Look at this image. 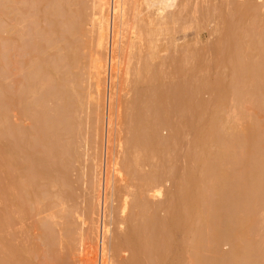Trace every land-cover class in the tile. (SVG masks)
<instances>
[{
  "label": "rangeland",
  "instance_id": "obj_1",
  "mask_svg": "<svg viewBox=\"0 0 264 264\" xmlns=\"http://www.w3.org/2000/svg\"><path fill=\"white\" fill-rule=\"evenodd\" d=\"M49 1L50 0H0V86L2 88H0V92H2L0 93V100L3 99L0 101V109H9L6 111V113L8 112L7 114H1L3 111L0 110V116L2 115L0 118V264H101V251L98 245L100 243H98L96 235L90 231L92 219L89 212V197L90 188L94 185V181L96 180L93 179L95 177L98 178L101 171L103 177L104 169V167H102V170L99 167L96 168L93 160V156L95 155H92L95 153V150L99 153L102 151V147H105L106 137V131L104 130L102 122L98 124L94 117L96 118L99 108L104 110V107L101 108L99 106H104V102H107V96L110 94V102H112L111 106L114 110L113 118L115 123L109 129L108 144L113 150L114 159L118 160V157H120L118 161H122V157L129 154L128 159L131 161L128 160L130 163L129 171L124 167L125 164L121 162L120 164L123 165L127 172L121 165H118V173H116V175L113 173L109 174L112 181L109 186H111L113 197L109 210L111 212L108 214L106 222L108 221L110 226L112 225V232L109 239H107L108 242L106 244L107 247L105 248L104 257L107 260H111L113 264H136L138 263L137 261H139L140 264H151V262L152 264H174L173 262L175 260L172 261V263L170 261L173 255L171 254L172 251L164 254L161 253L160 256L158 255L160 254L158 251L160 247H162V244H160L161 241L158 239L159 237H153L151 231L154 227L156 231L160 227L158 225L154 226L152 223L153 225H151V227H153L149 230L150 222L153 221L154 218V221L167 220L168 217V219H171L169 221L177 219L175 218L177 217V212L173 211L175 208H172V206H176L174 201L177 198L179 199V197L177 196V198H175L176 196H173L175 195L174 191H176L177 194L178 191L183 194L181 196L179 192L181 200L179 199L180 202L177 201L178 199L176 200L178 204L183 203L184 200L188 202L189 198L192 199L191 196H199L198 193V196L196 193H193L194 189L197 188H194V182H200L198 179L201 177L200 174H203L201 171L204 172V169L202 168L203 170H201V166H198V164L202 165V163L194 161V159L188 157V155L189 153H195L194 150L203 146L200 147L197 145L199 147L195 148L193 143H200L201 138V140H206L204 137L207 135L209 136L211 130L212 132L215 130L213 133L210 132L211 134L215 133V138H212L214 140L219 136L221 139H223V137L226 139L228 137L230 138L228 134L232 135L230 131L233 132V129H230V127H232L234 123L235 130L238 129V131L239 129L244 131L252 120L253 123L254 120H256L255 122L258 120L262 126L264 125V110H258L257 108L260 107V104L257 105L259 102L251 103L247 101L241 104L235 99V88L233 89L235 83L231 72L233 53L232 50L230 51L231 47L225 42L226 40L224 41L226 36L228 38L227 33H229V27H231L227 26V21L230 23V21H233L231 19L237 20L235 17H239L240 15L243 17L244 14L243 18L245 19H241L244 20V23H241V21L240 23L245 25L248 23L250 26L251 21L253 22V19L256 17L255 14H258L259 20L261 23H264V6H261L262 3H260V0H178V2L172 4L173 6L171 5V8L169 7L170 9H166L168 10L167 12L164 10L162 14H159L162 11L155 13L156 10H153L154 6L152 8L146 6V4L144 5L140 2L142 0L139 1L140 3H136L138 1L132 2L135 0H127V5L135 8L134 11L133 8L127 7L126 11L128 12V16L126 20L129 22L126 23L127 25L124 24V31L126 32V29H128V32H126L127 34L124 32L125 35H123L124 40L126 39L124 42L122 40L123 49L126 48V51L129 49V54L126 53L125 50L122 52V49H119L122 48L121 42V47H115L116 51L120 50L115 53V55L120 56L121 53L119 52H122L123 55L121 56H123L126 61L124 62L123 60L125 59L121 56L123 60L118 59L120 57L116 59L120 60L118 62L123 64L120 63L122 67L126 66L128 70L124 68L127 70L126 75L124 74L126 78L121 80L120 78L123 77H118L119 79L117 80L119 81L114 83L115 85L113 84V87L109 90L108 86H106V82H103L102 86L98 87L93 75L95 70L92 69V66L97 56V48L94 43L97 33L93 32L92 24L90 25V21L95 12L93 8L94 0L79 1L84 7V12H86L84 15L88 16V18H85L87 19L86 24L84 21L85 16L80 12L83 17H78H81L84 21L82 24L85 23L86 25L83 24L82 28L84 29H82L83 32L81 31L82 34H77L75 37V42H78L80 39L82 41V44L80 43L81 41L77 43H80L78 46H81L77 47V50L80 49V51L77 52L79 54L78 59L80 60H78L77 64L74 66V71L72 70L75 75L74 77H76V75L79 77H76V80L79 79V83L75 81L77 82L75 84L77 88L76 91H78L75 92L76 95L74 96L75 100L78 101L79 99V101L76 102L77 105L75 104L74 113L69 112V115L71 114L73 117H67L65 115V117L71 118L68 121V130H66V134H64L65 138H60L61 141L58 143L56 142L57 145L55 144L56 140L52 139L53 134L50 133L49 136L50 139L53 140L54 147L51 146L50 143V147H48L47 141L50 139L47 138L45 141L41 139L40 135L41 132L46 130L47 126L43 123L42 126L41 123L38 124L37 120L35 121L37 112H39L36 110H38L39 107L35 108L34 106L36 109V114L33 116L34 119L31 117L33 114H22L24 111L21 110V107L23 108V106L26 105L28 102L27 100L30 99L31 101L33 95L31 94L28 99L26 98L27 100L25 99V103L24 100H22L23 97H20L21 91L19 90L26 86H23V83H25L24 76L27 81L29 75L27 73H29L30 68L32 69L31 65L34 64L33 61L35 62L41 57L47 58V56L52 59V55L56 54L60 49L47 48L46 52L44 50L41 51V47L44 49V42H48V40L43 42L42 40L44 38L40 40V37H55V34L59 33V31H57L55 34L53 32L54 35L48 34V30L54 28L50 25V21H53V18L50 17L48 12L47 14L49 17L46 15ZM76 3L78 5H76ZM130 4H136V6ZM81 5L78 3V0H76L71 7L78 9V6ZM257 6L258 8L261 6L258 11ZM147 7L150 9L148 10ZM21 8L28 11L27 16L25 15L26 17L23 16ZM86 9L87 11H85ZM130 9L133 10L134 14L132 11H129ZM71 11L75 13L74 10ZM73 15L76 17L74 19H77L79 24L82 19L80 18L81 20H79L75 14ZM22 16L23 19L21 18ZM133 16L136 18L132 19ZM260 17L262 18L260 19ZM238 23L236 22V24ZM240 23L239 26H241ZM44 29L48 32L46 35H44ZM94 29L97 30L95 27ZM129 33L131 36H129ZM23 34L25 35L22 37ZM78 36H81V38L79 39ZM245 40H247V38ZM41 42H43V44H41ZM224 42L227 44L225 47H223ZM22 43L26 45V48L22 46ZM39 44L41 47H38ZM20 46H22L23 50ZM61 46L65 47L66 44L61 42L60 47ZM250 50H254V53L251 51V56L257 53L255 49ZM257 55L258 54L253 55L255 59H257ZM230 58H232V61ZM151 68L153 71H151L152 73H150ZM124 69L121 70L124 71ZM128 71L130 72L129 75H127ZM122 73L123 72H121L119 76H123ZM55 75H57V73ZM57 77L58 75L56 78L54 77L55 80L58 79ZM104 78L106 79V76H104ZM5 89L7 90L4 91ZM15 94L20 97V101L16 99L17 103L14 102L13 104L12 99L17 98ZM263 97H260V100L262 99L263 101ZM255 98L256 100L254 101H257L258 98ZM10 99L12 101L11 105H9ZM21 100L22 103L24 102V105L21 103L22 106L20 105ZM98 103H100V105ZM2 104L4 105L2 106ZM48 104L54 107V102ZM97 104L99 106H97ZM95 106H97L96 116H94V110H96ZM241 112L242 114L244 112V116ZM5 114L7 116H5ZM50 114L53 116L52 112ZM3 117L5 118L3 119ZM249 117H252V119L250 118L251 121ZM100 119L102 118L100 117ZM166 122L173 126V130L170 128L167 129V127L164 126L167 124ZM212 124L215 127H213V129L211 128ZM44 126H46V128ZM155 127H157V129ZM209 128L211 130H209ZM12 129L17 132H14ZM11 130L15 133L13 134L16 138L13 137L12 134L10 135V133H12ZM153 130H155L154 132L157 130L156 133L159 136L157 134L155 135ZM218 131L221 135L217 134ZM23 132H26L25 140L29 142L28 145H26L27 147H25L28 149L26 150L23 148L24 151L22 150L21 144H19V146L17 144V147L15 144V140H20L22 138L20 134ZM224 132H226L228 137ZM201 133L205 135L207 133V135L204 136V134ZM239 133L243 134L240 131ZM155 136L156 138L160 137L158 140H167L169 138V148H164L162 144L157 142ZM151 138L152 140H150ZM64 145L67 147L64 148ZM193 146L195 148H193L194 150L192 149ZM58 147L63 148V151L60 148L58 149ZM216 149L217 147H213L214 151ZM196 151L198 152L200 150ZM56 153L57 155H55ZM261 153L264 154V151L260 152V154ZM61 154L64 155L62 156ZM260 154L258 153L256 156H261ZM24 160L25 164L28 166L26 167L29 172H25V170H23L24 167L22 168ZM136 161L139 164L135 163ZM131 163H134L136 167H133L134 165L132 166ZM138 165L139 167L141 165V169H138ZM131 166L133 168H131ZM134 168L138 171L137 172L135 169L134 172L137 173V176L140 172L141 174L145 172L142 175L139 174L140 177L155 169L159 171L158 168H160V171H162L161 174L164 175L161 178L162 185L164 186H162L163 195L153 199H149L151 197L148 198L150 202L149 206L152 205L150 206L151 209L149 208L151 212L148 210V215L145 209L143 210V207L139 206L137 207L140 214L139 218L136 207H130L129 211L126 213L123 212L124 217H122V211H120L122 210V200L127 198L131 202H129V200L127 201L132 204V202H135L134 200L138 198V196H135V193L138 195L137 192H141L140 189L143 187V183L141 182L143 180L140 181L139 176L137 178L134 173H132ZM198 171H200V174ZM24 172L27 174L30 173L28 175V178H30L29 181L25 182V179H20L22 175H25ZM192 172L195 179L198 177L197 181H193L195 179L192 178V175L190 176ZM189 177L191 180L189 179L188 181L187 178ZM205 181H207L206 177L203 182ZM29 182H31V185ZM180 183L183 184L182 188ZM184 184L186 186H184ZM199 185H201V183L198 184L197 190L200 188ZM178 186L182 191L187 187L188 191H191L193 195L191 194L190 197H188L187 189L182 192ZM208 188L206 189L208 190ZM206 189L204 190L206 193L205 195L209 192V190L207 192ZM172 193L173 195H170ZM213 193L211 192V194ZM210 195L206 197L212 198ZM196 197L193 199L195 200ZM168 200L172 202L170 203ZM196 200L200 201V199ZM172 203L173 205L171 206ZM166 204L168 205L167 207ZM178 204L176 206L177 209L179 206L181 208L182 205ZM158 205L160 207L157 208L156 206ZM167 208L170 209L167 210ZM171 208L173 209L172 213H170ZM179 209L177 211H179ZM134 212H137V215ZM167 212L171 216H169ZM257 212L260 216L258 213L255 214L252 227L254 243L259 245L264 242V206L260 210H257ZM174 213L175 217H172ZM134 215H136V217ZM150 215H152L151 221ZM177 215H179V213ZM202 215L201 216L204 217L205 213ZM132 216L137 221L133 220ZM179 217L181 218L180 215L178 218ZM140 219L141 222H139ZM120 221L124 223L119 224ZM126 222L128 223L126 224ZM142 223L144 226L147 225V232H145ZM119 226L122 228L120 229ZM132 227L134 230L131 229L130 232V228ZM205 227L207 230L210 229L207 225ZM208 231H205L206 234H208ZM129 232L131 234L134 232H137L139 235L141 234L142 236H137L139 242L144 245L145 239H150L148 244L151 245L152 248L154 245H157V247L155 246L152 250L149 246L148 249L151 250H148L146 248V241L143 252L141 247V249L138 248L141 250V252L138 250L140 257L137 256L136 259H134V254L131 252L132 249H129V246L126 245V241H124L125 244L122 242V244H124L123 246L120 245L117 247L118 249L116 248V246H118L116 242L121 244L119 241L120 238L121 240H127V242L131 240L130 238H132V236L133 238L134 236L137 238L135 234L130 237ZM143 232L145 235H148L145 236ZM151 240L154 241V244L150 243L152 242ZM220 247L224 253H227V251L230 252L231 248L229 244L225 245L222 243L219 249ZM146 250L148 251L146 252ZM221 250L220 252L222 253ZM152 251L155 253L157 252V258L152 257L150 259L148 254ZM145 252L148 253V258ZM153 252L150 256H155L152 255L154 254ZM136 253L137 251L135 255H137ZM190 253L192 254V252ZM143 254H145V258L142 256ZM191 254L187 253L189 258H187V255H184L187 256L185 258L188 259V262ZM194 255L192 254V256ZM192 256L191 259L193 260L194 257L192 258ZM160 257L162 260H160ZM165 257L166 259H164ZM223 257L224 256H221L219 258L223 259ZM226 257L231 260V257L225 256V258ZM179 258H181L182 261L178 260ZM183 258V256L176 258L177 261L180 262L177 263V261H175V264H181L182 262V264H189L193 262L191 260L187 263L186 259ZM157 259L160 260V262H158ZM229 262L227 261V263Z\"/></svg>",
  "mask_w": 264,
  "mask_h": 264
},
{
  "label": "bare ground",
  "instance_id": "obj_2",
  "mask_svg": "<svg viewBox=\"0 0 264 264\" xmlns=\"http://www.w3.org/2000/svg\"><path fill=\"white\" fill-rule=\"evenodd\" d=\"M79 1L82 2V0H78V3L81 5V3ZM136 1H138V2H136ZM139 1L140 0H135L132 2H136V3L141 2L144 5L146 4V6H148V7L150 6L151 8L154 6L153 10L155 9L157 11V12L155 11V13H159V11H162L159 14H162L164 10L167 12L168 10H166V9H170L171 5L173 3L178 2V0H142L144 2H142V1L139 2ZM74 2H76V0H50L49 1L48 7L46 9V15L48 17L50 15V17L53 18L54 22L50 18V20L52 21V23L50 21V25H51V27L53 26L54 28H52V30H48L49 33L46 32L47 31L46 29H44L45 32H44V30H43V32L45 33L44 35H46V33H48L49 35H51V34L54 35L55 33H57V31H59V33L55 34L56 35L55 37H52V36H49V38H48V36L47 37H43V36L40 37V40H42V38H44L42 40L43 42L45 40H48V42L46 41V42H44V44H43V42H41V44H43V46L45 45L44 49H43V47H41L40 44H39V46L38 45H36V46L41 47L42 48L41 51L44 50L45 52L47 51V48H50V49L60 48L58 50V52L59 51H61V52H59V53L57 52L56 54L52 55V57H53L52 59H50V57L48 58V56H47V58L41 57V58L37 59L35 62L33 61L34 64L31 65L32 69L30 68L29 73H27V74H29L27 81H26V77L24 76V78H25L24 82L25 83H23V86L24 85H26V86L22 87V89L19 90V91H21L20 93L22 96L20 95V93H19V95L21 98L23 97L22 100H24V102H25V99L26 98L28 99L31 94L33 95V97H31L32 102L30 101V99L29 100L26 99L28 101L27 103L25 102L26 105H24L23 104L24 102L22 103V100H21L20 105L22 103L25 106V107L23 106V108L21 107V110L24 111V112H22V114H24V115H27L26 113H28V114L30 113L31 115L33 114L31 117L34 119L33 116H35V114H36L35 112L39 111V112H37V116L35 117L36 118L35 121L37 120L38 124L43 123V124H46V126H47V128H46V126H44L46 128V130L44 129L45 131L41 132V134H40L41 139H44L45 141L47 140V138L50 139L49 135L51 133V134H53L52 139L56 140L55 144H57L58 142L61 141L60 138H63V137L65 138L64 134H66L65 131L68 130V124H69L68 121L71 119V118H67V117L68 116L73 117V115H71V114H70L71 116L69 115V112L74 113L75 104H76V102L79 101V99H78V101L75 100V97H74L76 95L75 92L78 91V90L76 91L77 88H76L75 84L77 82L79 83V79L76 80L77 75H76V77H74L75 75L73 74L74 73L73 71L75 68L74 66L77 64L78 60H80V59H78L79 54L77 53L78 51H80V49L77 50V47H81L78 45L80 43L82 44V41L80 39L81 36L80 37L78 36V38L80 39L79 41H81V42L79 44H77L79 41L75 42V37L77 36V34L79 35L81 33V31L83 32L82 29H84V28H82V27H83V24L84 25L87 24V22H86L87 19H85V18L86 17L88 18V16L84 15V13H86V12H84V10H83V8H84L83 5L78 6V9L80 7L82 8V9L81 8L79 9V11H78L79 13L77 12L78 9H76V8H75L76 9V11H75L74 7H71L72 4L74 5ZM260 3H262L261 6H264V0H260ZM127 4H128L127 0H94L93 8H94L95 12L93 14L92 20L90 21L91 22L90 25L92 24V27H93L92 30H94L93 32L97 33V36H96L95 41H94V43L96 44V48H97V52H96L97 56L94 60V64L92 66V69L95 70L93 75H94V78L96 80V84L98 87L102 86L103 82H106V86H108L109 90H111V88L113 87V84L116 83L117 81H119V80H117V79H119L118 77H123V78H120L121 80L126 78L124 76L126 75L128 68H126V66L122 67L123 64L121 62H118V61H120L121 59L123 60L124 57L121 55H123L122 54L123 50L126 51L125 47H124L125 49H123V42L126 41V39L124 40L123 35H125V33L128 32L127 31L128 29H126V32L124 31V29H125L124 26L127 25L126 24L127 22H129L126 20V18L128 16L127 15L128 12L126 10H127V7L131 8V9L133 8L132 6L130 7ZM76 5H78V4L76 3ZM130 5L136 6V4H130ZM174 5H176V4H174ZM148 7H147V9H148ZM155 7H157V8H155ZM71 8H73V9H71ZM259 8L257 6V11ZM87 9L85 11H87ZM131 9L129 11H132V12H133V10L135 11V8H133V10H131ZM21 10L20 11L22 12L23 16H25V15L27 16L28 11H25L24 8L23 9L21 8ZM71 10H74L75 13ZM20 11H19V13H20ZM240 11L241 10L239 9V12ZM47 12L49 15L47 14ZM80 12L83 13V15L85 16L84 21L86 24L85 23L82 24V22H84L83 19L81 18V17H83V15L81 16ZM244 12H245V10H244ZM22 14H20V15H22ZM73 14H75V16H77V18L79 20L82 19L81 22H79V24H78V20L74 19L76 17H74ZM78 14H80V15H78ZM133 14H134V12H133ZM23 16L21 17L22 19H23ZM78 16H81L80 17L81 19ZM134 16L132 17V19L136 18ZM235 16H236V14H235ZM255 16L256 17L253 19V22L251 21L250 26L248 23L246 24L247 26L245 24H241L244 21L241 19H245V18H243L244 14H243V17H242V15H240L239 17L238 16L235 17V18H237V20L231 19V20H233V21H230L231 24L229 23V21H227V26L228 27L231 26V27H229L230 30H229V33H227L228 38L226 36L225 37L226 39H224V41L226 40L225 42H227L229 47H231V49L230 48L229 49H230V51L232 50V53H233L232 54L233 61H232V58H230V59L232 61L231 72H232V75H233L232 77H233V80L235 83L233 86V89L235 88L234 95H235L236 101L238 103H241V104L244 102H247V101H249L251 103L252 102L253 103L259 102V103H257V105L260 104L259 105L260 107H257L258 110H264V99H263V101H262V99L260 100V97L264 96L263 95L264 94V23H261V21L259 20L258 14H255ZM261 18L262 17H260V19ZM234 21H235V23H234ZM240 21H241V23H240ZM236 22L237 23L239 22L241 26H239V23L236 24ZM244 26H245V28H244ZM94 27L97 28V30L94 29ZM53 32H54V34H53ZM24 35L25 34H23L22 37ZM42 35H43V33H42ZM129 36H131V34ZM129 36H127V37H129ZM245 37L247 38V40H245L246 39ZM122 40H123V42H122ZM61 42L65 43L66 46L60 47ZM121 42H122V45H121ZM225 42H224V46L222 45L223 47H225V45H227ZM47 43H48V46H47ZM120 45L122 46V48H119V49L120 50L122 49L121 50L122 52H119V53H121L120 56L123 58H121L119 55H115V53L120 51V50L116 51L115 47L117 48ZM22 46L23 47L25 46V48H26V45L25 44L23 45V43H22ZM22 46H20V47L22 48ZM127 46H128V44H127ZM128 48H129V46H128ZM250 49H255V52H257V53H255L253 55L258 54L256 56L257 59H255L253 55L251 56L252 52L254 53V50L252 51ZM22 50H23V48H22ZM249 50H250V52H249ZM76 53H77V55H76ZM126 53L129 54V49L126 51ZM117 57H120V58H118L120 60L116 59ZM11 59H12V57H11ZM123 61L125 62L126 59ZM150 67H152V66H150ZM124 68H126L127 70ZM121 69L122 70L124 69V71H122ZM151 71H152V68L150 69V73L153 72V71L152 72ZM121 72H123L122 73L123 76H119V74ZM56 73L58 75L57 80H55V78L57 76V75H55ZM129 73L130 72L128 71L127 75H129ZM107 75H108V77H107ZM104 76H106V79L104 78ZM77 78H79V77H77ZM75 81H77V82H75ZM118 85H119V82H118ZM0 88H1V86H0ZM115 88H117V87H115ZM6 90L7 89H5L4 91H6ZM0 93H2V92H0ZM5 93H7V92H5ZM16 93H18V92H16ZM261 95H263V96H261ZM16 96H17V98L12 99L13 104H14V102L17 103L16 99H18L20 101V97H18V95H16ZM110 96H111V94L107 96V102L105 101L106 103L104 101H102V102H104V106H99L100 103H98L99 105L97 104V106H99L101 108L104 107V110L103 109L101 110L99 108V110L97 112V109H96L97 106H95L96 110H94L95 111L94 116H96V112H97V116H96V118L94 117V119L97 121L98 124H99V122H102V125L104 126V130L106 131V133H105L106 137H105V147H102V151H101L102 154H101V152L99 153L96 150H95V153L92 154V155H95V156H93V160H94V163L96 165V168L99 167L102 170V167H104V169H103V177L101 175V173H102V171H101L99 174V177L98 178L95 177L93 179V180H95V179L96 180L94 181V185L91 186L92 189L90 188V197H89V212H90V216L92 219L90 231H92V233L96 235V237L98 239V243H100L98 245L100 246V251H101V264H113V262L111 260H107L104 257L105 256L104 255L105 254V248L107 247L106 244L108 242L107 239H109V236L112 232V225L110 226V223H108V221L106 222V220H107L106 218H107L108 214L111 212L109 210H110V203L112 202V197H113V195L111 193V186H109V185H111L110 182H112L111 178L109 177V174L113 173L116 175V173H118V167L117 166L121 165L120 164L121 162L123 164H125L124 167H126L129 171V168H130L129 164L130 163L128 162V160L131 161L130 159H128L129 154L127 156L125 154H123V155H125V157H122V161L121 160L118 161L120 159V157H118V160L114 159L113 152H112L113 150L111 147H109V144H108V142H109L108 141L109 129L115 123V120L113 118L114 117V110L111 106L112 102H110ZM255 97L258 98L257 101H254V100H256ZM2 100H0V101H2ZM12 101L10 99L9 105H11ZM50 102H54V104H53L54 107L49 106L50 104H48V103H50ZM3 105L4 104H2V106ZM249 105H251V104H249ZM34 106H35V108L39 107L38 110H36L34 108ZM187 106L190 107L189 105H187ZM0 110H2V109H0ZM7 110H9V109H7ZM7 110H2L3 112H1V114L6 113ZM51 112H52L53 116H51V114H50ZM6 114H5V116H7ZM14 114H15V112H14ZM241 114H242V112H241ZM65 115L67 117H65ZM242 115L244 116V112ZM256 115H258V114H256ZM1 116H0V118H1ZM243 116H242V118H243ZM100 117L102 119H100ZM245 117H246V114H245ZM4 118L5 117H3V119ZM250 118L252 119V117H249V119ZM251 119H250V121H251ZM252 121L249 122V125H247V127H246L247 130H246V128L244 129V131L246 130L245 132L239 129V131L241 133L244 132L243 134L239 133L237 127H236L237 130H235V123L233 124L231 122L233 124V126L230 127V129H233V132L230 131V133L232 135L228 134L230 136V138L228 137L226 132H224L229 139L228 138L226 139L224 137H223V139H221L220 136L218 138H216L215 140L212 139L213 137L215 138V133L214 134H211V133L215 132V130H213V132H212V130L209 128V130H211L210 131L211 133L209 132V134H210L209 136L206 133V135L208 137L204 133H201V134H204V136H206V137L203 136L204 138H206V140H201L202 138L200 137L201 138L200 139L201 142L199 141L200 143H198V144L193 143V145H195V148L199 147V146L200 147L203 146V147H201L202 149L201 148L196 149V150H200L197 152L196 150H194L195 148L193 146L192 149L194 148L193 150L195 151V153H193V152H191L193 154L189 153L188 157H192L194 159V161H197L198 163H202L203 166L200 164H198V166H201V168L200 167L199 168L201 170L204 169L203 170L204 172H202L199 169L201 171V173H203V174H200V171H198L199 174L201 175V177L198 179L200 182L197 181L198 177L195 179V177L193 176L194 175L193 172L190 173V176L192 175V178L195 179L193 181H197V182H194V188H196V187L198 188L199 183H201V185H203L204 187L199 185L200 188L198 190H197V188L194 189V191H198V192L193 191V193L194 194L196 193V195L198 193V195H199V196L197 195L198 197H196L195 195H194V197L191 196L192 199L189 198L188 202H187V200L182 199V200H184V202L181 203L182 205L179 203L181 205V208H180V206H179L180 209L178 208L180 212L177 211L178 209L176 206L178 204L177 201L180 202V200H181V198H180L181 192L177 190L178 194L180 192L179 195L177 194L176 191H174L175 193L173 192L175 195H173V193L170 194V195H173L174 197L176 196L175 198H177V196H178L180 200L177 198L178 200L176 199L177 200L176 201L174 198H172L176 201V202L174 201V204H176V206L175 205L172 206L173 205V203H172L171 206H172V208H175V209L173 210L171 208V211L170 210L169 211H170V213H172V210L174 212H177V214L179 213L181 218L180 217L178 218L179 215H177V214H176L177 217H175V213H174L172 215V217H175L177 219H175L173 221H169V220H171V219H168L169 217L167 218L168 221L166 219H163L165 221H163V220L154 221L155 218L153 219V221H151L152 215L149 216L150 221H151L149 230L152 229L153 226L151 227V225H153V224H154V226L158 225L160 227L159 229H157V231H156V229H154L155 227L151 231V233L153 234V237H156V238L159 237L158 239H160V241H161V243L160 242L159 243L162 244L161 245L162 247H160V250L158 251V253H160V254H158L159 256L161 255V253L164 254V253H167L169 251H172L171 252V254H173L172 258L171 259L169 258L171 263H172V261H174V260L177 261L176 258H178L180 256H183L184 258L188 256L187 258H189V255H187V253L191 254L190 252H192V254L193 255L195 254V255L194 256H192V254L190 255L189 262L192 260L191 256H192V258L194 257L192 260L193 262H190L191 264L192 263L193 264H264V242L262 244H259V245L254 243V240H253L254 234H253V227H252L254 224L255 214H257L259 212V211L257 212V210H260L264 206V154L263 153L260 154V152L264 151V130H263L264 125L262 126L260 124V121H258V120H257V122H255L256 120H254V123ZM0 123H1V119H0ZM43 124H42V126H43ZM157 124H159V123H157ZM59 125H60V128H59ZM164 126H166L167 129L170 128L173 130V126L170 125V123H167ZM157 127H155V128L157 129ZM213 127H214V125L212 124L211 128L213 129ZM34 128H35V126H34ZM221 129H219V130H221ZM12 130L14 131V129H12ZM175 130H176V128H175ZM13 131H12V133H10V135L12 134L13 137L16 138V136H14V134H15L14 132H17V131H14V132ZM154 131L155 130H153V132ZM222 131H224V130H222ZM222 131H220V132H222ZM156 132H157V130H156ZM156 132H154L155 135L157 134ZM227 132H228V130H227ZM201 134H200V136H201ZM217 134H220L219 131L217 132ZM20 136L22 137L21 138L22 140L21 139L15 140L16 147H17V144H18V146H19V144H21L22 150L23 151H24V149L27 150L28 148H25V147H27L26 145H28L29 142H28V140H25L26 139V132L21 133ZM151 136H152V133H151ZM29 137H30V135H29ZM51 137H52V135H51ZM155 138H156V136H155ZM159 138H156L157 142L162 144L164 146V148L168 149L169 148V142H170V140H168L169 138L168 139L166 138L167 140H158ZM161 138H162V136H161ZM27 139H28V136H27ZM39 139H40V137H39ZM52 139L47 141L48 147H50V145L53 146V140ZM196 139H197V137H196ZM217 139H219V140H217ZM150 140H152V138ZM49 143H50V145H49ZM201 143H202V145H201ZM197 145H199V146H197ZM125 146H126V144H125ZM65 147H67V146L64 145V148ZM123 147H124V145H123ZM127 147H129V146H127ZM213 147H217V149L214 151ZM59 148L60 147H58V149ZM60 149L63 151V148H60ZM193 150H191V151H193ZM62 151H61V153H62ZM67 151H68V148H67ZM99 151H100V148H99ZM128 152H126V153H128ZM65 153H67V152H65ZM103 153H104V156H103ZM123 153H124V151H123ZM258 153L261 156H259V155L256 156ZM55 155H57V153ZM61 155L63 156L64 154H61ZM258 157H260V158H258ZM103 158H104V163H103ZM59 159H60V157H59ZM135 163H138V162L136 161ZM131 165L133 166L134 163H131ZM26 166L27 165L25 164V160H24V165L22 166V168L24 167L23 170H25V172L28 171L27 170L28 166L27 167ZM121 166L123 167V165H121ZM132 166H131V168L136 167L135 165L133 167ZM25 167H26V169H25ZM124 167H123V169H124ZM138 167H139V165H138ZM142 167H143V165H142ZM135 169L136 168H134V171L132 170L133 171L132 173L135 172ZM138 169H141V165ZM158 169L160 171V168H158ZM136 171H137V169H136ZM159 171L155 169V170L150 171V173H148L146 175L144 174V176H141V177H140V175H142L145 172H143L142 174L140 172L139 173L140 175L138 174L140 181L143 180V181H141L143 183V185H142L143 187L141 186L143 189L141 188L140 189L141 192H137L138 195H136V193H135V196H138V198L135 199L134 200L135 202H132V204L129 203L131 201L127 198L126 199L124 198L125 200L124 199L122 200L123 201L122 210H120V211H122V213L120 212L123 215L122 217H124L123 212L126 213L127 211H129L130 207H132V208L136 207V209H137V207L141 206V207H143V210L145 209L146 214L147 215L149 214L148 213L150 211L149 208L151 209L150 206H152V205L149 206L150 202H149L148 198L151 197L149 199H153V198H157V197H160L163 195L162 190H163L164 186L162 185L163 183L161 182L162 181L161 178L164 175L161 174L162 171H160V173H159ZM25 172H24V174H25L24 176L21 174L23 177L21 176L20 179L21 178L25 179V182H26V181L30 180V178H28L29 177L28 175L30 173L27 174ZM136 174L137 173H134V175L138 178V176ZM188 175H189V173H188ZM202 177H203V179H202ZM205 177L207 180V181H205L206 184H205V182H203V180H205ZM31 178H33V177H31ZM185 178H184V180H185ZM187 179H188V181H189V179L191 180L190 177ZM31 180H33V179H31ZM181 182H183V181H181ZM29 184L31 185V182H29ZM182 185L183 184L180 185L181 188H182ZM184 186H186V185L184 184ZM189 187H190V185H189ZM205 187L210 188V189L208 188L210 193L208 192V190ZM178 188H179V186H178ZM186 189L188 191L187 187L183 191H186ZM205 189L208 192L207 195H205L206 194L204 192ZM213 191H214V193H213ZM211 192L213 194H211ZM187 194H188V197H190L192 192L188 191ZM208 194L209 195L211 194L210 196H212V198L206 197V196H209ZM182 195L183 194H181V196ZM195 197L198 200L200 199V201H197L196 199L194 200L193 198H195ZM118 198H119V196H118ZM170 198H171V196H170ZM140 199L142 200V202ZM127 200H129V202ZM169 202L171 203L172 201H169ZM167 206L168 205L166 204V207ZM119 207H118V209H119ZM156 207L158 208L160 206L158 205ZM157 208H155V209H157ZM201 208H202V210H201ZM258 208H260V209H258ZM168 209H170V208H167V210ZM199 209L201 211H203V209H204V211L201 212ZM198 210H199V212H198ZM200 212L202 214L205 213L204 217H202L203 215ZM134 213L136 214L137 212H134ZM121 214H120V216H121ZM137 214H138V218H139V215H140L139 210H138ZM129 215H128V217H129ZM136 215H134V216L136 217ZM258 215H259V213H258ZM141 216H143V215H141ZM169 216H171V215L169 214ZM122 220H123V218H122ZM131 220H132V218H131ZM133 220H136V219L133 217ZM128 222H126V224ZM139 222H141V219ZM121 223L123 224L124 222L120 221L119 224H121ZM130 223H129V225H130ZM132 224H133V222H132ZM146 224H147V221H146ZM206 225H207V227L209 226V228H210V229H208L209 231L205 227ZM132 226H134V225H132ZM142 226L145 228V232H147L146 231L147 225L144 226V224H143ZM121 228L122 227H120V229ZM139 228H140V226H139ZM148 228H149V225H148ZM131 229L134 230L132 227V228H130V232H131ZM141 229L143 230L142 227H141ZM203 229H205V230H203ZM255 229H257V228H255ZM205 231L206 232L208 231V234H206ZM151 233H149V234H151ZM133 234H135L136 236L141 235V234L140 235L137 234V232H134ZM133 234L130 233L129 234L130 237ZM144 235H145V233H144ZM147 235H145V236H147ZM138 236H137V238H135V236L133 238V236H132V238H130L131 240L129 242H127V240H121V238H120V240L119 239L118 240L121 242V244L120 243L118 244L116 242V244L118 246H116V245L115 246H116V248L119 247L120 245L123 246L125 244L124 241H126V243H127L126 245L129 246V249H132L131 252H132V254H134V259H136L137 256L140 257V253H138V250H139V252H141L140 249L142 248V252H143V248H145L146 241H147L146 248L148 249L149 246L151 247V245L148 244V241H150L149 237H148L149 240L145 239L146 241H145V245H144L143 243L139 242ZM119 237H120V235H119ZM119 237H117V238H119ZM117 238H116V240H117ZM145 238H147V237H145ZM122 242H124V244H122ZM153 242L154 241H152L150 243H153ZM222 243H224L225 245L226 244L230 245V248H231L230 252L227 251V253H224L221 250V247L219 249V246L222 245ZM99 246H98V248H99ZM155 246L157 247V245H154V247ZM138 248H140V249H138ZM153 248H152V250H153ZM148 250H151V249H148ZM148 250H146V252ZM220 250L222 251V253L220 252ZM136 251H137V253H136L137 255H135ZM152 252H150L149 254L146 253V256L148 254L150 259L152 257L157 258V254H156L157 252L156 253L153 252L154 254H152V255H155V256H150ZM173 252H175V253H173ZM144 255L145 254H143L142 256H144ZM184 255H187V256H184ZM220 255L224 256L223 259L225 258V256H229V257H231V260L228 257H226L228 259L225 258L223 260V259L219 258V257H221ZM146 256H144V258ZM161 257H160V260H162ZM166 257H167V255H166ZM166 257L164 259H166ZM147 258H148V256H147ZM160 260H158V262H160ZM178 260H181V258H179ZM187 260L188 259H186V261ZM140 261H142V260H140ZM175 261L173 262L174 264H175ZM227 261L228 262L230 261V262L227 263ZM134 262H135V260H134ZM137 262L139 263V261H137ZM178 262H180V261H177V263ZM189 262L187 261V263H189ZM138 263H136V264H138ZM154 263H155V261H154ZM151 264H152V262H151Z\"/></svg>",
  "mask_w": 264,
  "mask_h": 264
}]
</instances>
